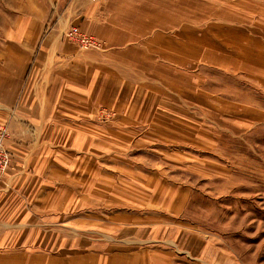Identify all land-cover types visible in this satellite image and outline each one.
<instances>
[{
    "label": "rangeland",
    "instance_id": "1",
    "mask_svg": "<svg viewBox=\"0 0 264 264\" xmlns=\"http://www.w3.org/2000/svg\"><path fill=\"white\" fill-rule=\"evenodd\" d=\"M188 1L175 7L185 24L206 19L205 63L197 35L182 44L192 65H205L144 66L146 82L109 91L136 113L126 121L97 106L98 129L78 126L101 141L92 150L75 127L46 125L37 159L34 142L15 158L13 171L38 175L26 182L35 203L15 206V242L0 244V254L46 258L26 264H264V0ZM23 3L0 0V66L15 43L4 30ZM98 41L99 49L71 43L89 51L104 47ZM34 190L45 197L34 200ZM87 250L90 258L78 254Z\"/></svg>",
    "mask_w": 264,
    "mask_h": 264
},
{
    "label": "crops",
    "instance_id": "2",
    "mask_svg": "<svg viewBox=\"0 0 264 264\" xmlns=\"http://www.w3.org/2000/svg\"><path fill=\"white\" fill-rule=\"evenodd\" d=\"M180 4L185 3L183 0H24L19 10L22 14L15 16L12 26L7 25L4 30L15 43L5 46V57L0 66V121L7 124L5 146L11 150L9 171L0 184V244L15 242V206L20 205L26 210L35 203H31L32 190L26 182L35 180L38 175L13 170L15 158L29 144L31 150L33 142L37 159L39 133L46 125L53 124L54 128L58 126L63 130L75 127L72 131L82 139L87 136L92 150L98 146L95 143L101 141L80 134L78 126L91 127L88 132L98 129L94 124L97 106L107 104L119 115L124 113L126 121L128 114L131 117L136 113V108L126 107L125 99L112 97V90L146 82L142 76L144 66L189 69L205 65H192V49H185L182 42L187 39V45H191L190 41L196 40L194 35H197L194 45L198 47V61L205 63L206 19L201 22L199 17L197 25L185 24V13L181 23L179 17L183 13L175 7ZM187 11L190 15V9ZM195 11V15L200 14V5L198 12ZM176 20H179L177 25ZM71 27L94 36L104 47L79 50L63 37ZM159 49L165 57H158ZM175 49L185 58L181 63L172 56ZM153 79L148 81L158 83ZM56 116L64 117V120H55ZM85 117L92 121L79 124L66 119ZM44 160L49 163L51 159ZM33 197L38 201L45 196L34 190ZM78 254L88 258L92 255L88 250ZM36 255L45 258L40 253L33 256ZM33 256L27 259L25 254L1 253L0 264L18 263L20 257H23L22 264H26Z\"/></svg>",
    "mask_w": 264,
    "mask_h": 264
},
{
    "label": "built area",
    "instance_id": "3",
    "mask_svg": "<svg viewBox=\"0 0 264 264\" xmlns=\"http://www.w3.org/2000/svg\"><path fill=\"white\" fill-rule=\"evenodd\" d=\"M63 36L76 44L80 49H99L101 43L96 40L92 35L80 32L77 27L69 28ZM7 134V129L4 125L0 126V183L2 182L3 171L8 165L10 160V154L5 146V138Z\"/></svg>",
    "mask_w": 264,
    "mask_h": 264
},
{
    "label": "bare ground",
    "instance_id": "4",
    "mask_svg": "<svg viewBox=\"0 0 264 264\" xmlns=\"http://www.w3.org/2000/svg\"><path fill=\"white\" fill-rule=\"evenodd\" d=\"M6 138H7V134H6ZM6 138H5V140H6ZM9 162H10V160H9ZM8 166H9V163H8V165L5 167V169H4L3 172H5V170L7 169ZM3 175H4V173H3Z\"/></svg>",
    "mask_w": 264,
    "mask_h": 264
}]
</instances>
